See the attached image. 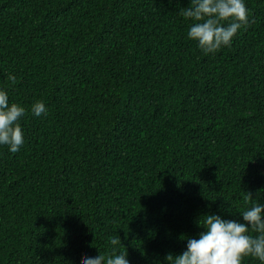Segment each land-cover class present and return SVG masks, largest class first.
I'll use <instances>...</instances> for the list:
<instances>
[{
    "label": "trees",
    "instance_id": "16d2710c",
    "mask_svg": "<svg viewBox=\"0 0 264 264\" xmlns=\"http://www.w3.org/2000/svg\"><path fill=\"white\" fill-rule=\"evenodd\" d=\"M245 2L205 55L190 0H0V88L48 109L0 147V264H82L116 235L130 264H163L204 215L264 203V0Z\"/></svg>",
    "mask_w": 264,
    "mask_h": 264
},
{
    "label": "clouds",
    "instance_id": "9594fccd",
    "mask_svg": "<svg viewBox=\"0 0 264 264\" xmlns=\"http://www.w3.org/2000/svg\"><path fill=\"white\" fill-rule=\"evenodd\" d=\"M180 14L192 21L187 39L196 43L205 55H214L220 49L231 45L234 36L248 23L249 10L245 0H190ZM8 80L15 82L14 74ZM30 110L35 117L47 115V106L37 100L30 109L9 100V93L0 88V147L10 153H18L25 144V133L21 119ZM249 206L239 219H225L217 214H207L198 227L202 229L194 238L184 237L186 247L180 254H166L163 264H243L245 258H252L264 264V203L246 193ZM109 254H98L83 259L82 264H130L120 238L108 239ZM124 247V246H123Z\"/></svg>",
    "mask_w": 264,
    "mask_h": 264
}]
</instances>
